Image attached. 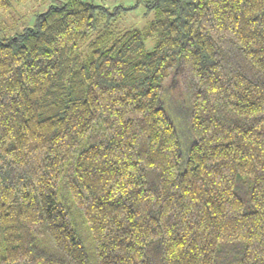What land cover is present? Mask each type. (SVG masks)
I'll return each mask as SVG.
<instances>
[{
    "label": "trees",
    "instance_id": "16d2710c",
    "mask_svg": "<svg viewBox=\"0 0 264 264\" xmlns=\"http://www.w3.org/2000/svg\"><path fill=\"white\" fill-rule=\"evenodd\" d=\"M57 1L0 39V264H264V0Z\"/></svg>",
    "mask_w": 264,
    "mask_h": 264
},
{
    "label": "rangeland",
    "instance_id": "374dc122",
    "mask_svg": "<svg viewBox=\"0 0 264 264\" xmlns=\"http://www.w3.org/2000/svg\"><path fill=\"white\" fill-rule=\"evenodd\" d=\"M95 5H102L113 11L119 8V16L115 23L120 29H141L151 19V13H145L143 3L137 0H84ZM57 0H30L25 4L12 3L10 10L0 14V39L22 33L23 29L33 24L34 17L43 12L50 4H57ZM163 102L177 126L182 138L185 139L189 129L190 98L186 90L178 86L173 79L165 88Z\"/></svg>",
    "mask_w": 264,
    "mask_h": 264
}]
</instances>
